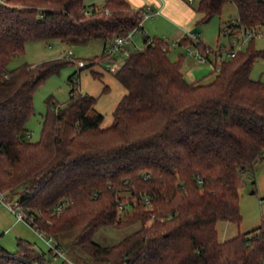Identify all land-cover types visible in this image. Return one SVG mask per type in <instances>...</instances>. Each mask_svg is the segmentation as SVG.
Here are the masks:
<instances>
[{"label": "trees", "instance_id": "1", "mask_svg": "<svg viewBox=\"0 0 264 264\" xmlns=\"http://www.w3.org/2000/svg\"><path fill=\"white\" fill-rule=\"evenodd\" d=\"M228 3L236 4L238 19L225 33L264 31V0H200L199 23ZM143 12L128 0L0 1V190L19 201L32 229L65 250L67 233L77 230L68 242L85 264H264V223L224 242L216 228L220 220L241 223L243 175L264 159V82L251 77L264 50L255 38L235 56L213 61L212 81L189 82L184 59L169 56V41L145 34L144 45L110 70L126 90L111 125L103 126L97 98L72 77L69 100H50L41 139H28L36 89L74 60L8 68L26 44L101 36L102 56L79 74L116 59L107 51L143 21ZM178 43L206 47L186 35ZM132 223L139 228L115 244L95 240L103 225ZM17 244L16 252L0 244V264L55 259L49 248L22 238Z\"/></svg>", "mask_w": 264, "mask_h": 264}, {"label": "rangeland", "instance_id": "2", "mask_svg": "<svg viewBox=\"0 0 264 264\" xmlns=\"http://www.w3.org/2000/svg\"><path fill=\"white\" fill-rule=\"evenodd\" d=\"M3 2L4 0H0ZM138 4L148 5L150 9L155 8L153 0H133ZM143 1V2H142ZM185 3L193 11L196 10L200 0H193ZM86 4H102L103 0H85ZM135 3V2H134ZM135 5V4H134ZM154 7V8H153ZM189 21L177 20L172 15L163 12L160 16L149 18L143 22L144 32H137L133 42L127 46L126 52H119L116 61L122 64L129 54L140 49L144 45L143 36L161 37L169 41V56L177 60L180 57L184 59L185 78L191 82L192 79H199L203 82H210L214 79V66L209 63H201L190 52L196 54L198 46L196 43L174 44L184 38L186 32L200 33V41L207 47L215 50L223 47L226 50L230 47L232 35L224 32L227 24L238 19V9L236 4L228 3L219 15L211 18L206 23H199L200 16L198 13H192ZM187 19V18H186ZM196 41V40H195ZM49 42L30 41L26 44L25 53L20 57H15L8 68L13 69L23 63L39 64L56 58H70L74 62L62 67L59 72L49 76L41 85L38 86L34 93V114L27 121L28 132L31 133L28 139L32 142L39 141L42 137L43 123L45 117L49 114L51 108L49 101H54L57 105L65 104L70 97L73 88L72 77L78 79V88L82 93H88L97 98V109L101 111L105 118L103 126H109L114 121L113 112L121 100L126 90L121 82L114 75V72L108 71L103 62L93 64L92 67L81 70L83 61L89 65L96 57H101L104 49L105 40L101 36L93 38H73L68 42L53 40ZM255 48L264 50V38H255ZM210 59L214 60V54ZM188 66V68H187ZM92 71L102 73L101 77L93 75ZM187 75V76H186ZM251 77L264 82V57L257 59L255 62ZM194 81V80H193ZM109 91H105L106 87ZM28 134V133H27ZM240 211L242 221L240 224L220 220L217 223V231L220 242L230 240L239 234L252 231L264 223V159L259 161L253 170L243 175V184L240 189ZM139 228L138 223H132L123 227L103 225L95 233V240L103 245H112L128 236ZM77 230L68 232V239L65 241L67 246L65 252L69 259L75 264H85L83 261L74 258L71 253L72 246L69 243ZM19 238L26 239L35 244V247L44 252H48V246L37 233L24 221L17 220L4 204L0 203V244L11 252L18 250L17 241ZM69 241V242H68ZM51 264H69L63 259H52Z\"/></svg>", "mask_w": 264, "mask_h": 264}, {"label": "built area", "instance_id": "3", "mask_svg": "<svg viewBox=\"0 0 264 264\" xmlns=\"http://www.w3.org/2000/svg\"><path fill=\"white\" fill-rule=\"evenodd\" d=\"M190 3L193 0H188ZM161 11H153L152 9H146L144 14L143 21L135 28L133 31L128 33L125 36H118L115 38L113 44L107 51L110 56H116L119 52H126L127 46H129L133 42V38L135 33L140 30L143 25V22L149 18H153L156 15L160 14ZM187 37L200 41V35L195 32H186ZM261 37L264 38V31H255L251 29H241V33L239 35H232L230 40V47L226 50L223 47H219L215 50L205 47L204 52L197 51L196 56L201 63L208 62L211 54H214V60L219 61L224 58H230L235 56L240 49H242L252 38ZM53 42L50 43L52 45ZM80 65L84 66L85 63L80 61ZM105 66L108 70L117 71L121 64L116 61V59L109 60L105 62ZM30 135V134H28ZM0 203L4 204L13 214H15L17 220L24 221L29 224L28 216L26 212L21 208L20 203L16 199H8L3 191L0 190ZM120 208H123V205H120ZM37 235L43 239V241L47 244L48 248L51 250V253L55 259L61 258L65 262L69 264H75L72 262L69 257L66 255L65 249L60 247L58 243L55 241L53 236L45 235L44 232L39 230H34Z\"/></svg>", "mask_w": 264, "mask_h": 264}, {"label": "crops", "instance_id": "4", "mask_svg": "<svg viewBox=\"0 0 264 264\" xmlns=\"http://www.w3.org/2000/svg\"><path fill=\"white\" fill-rule=\"evenodd\" d=\"M95 1H97V0H95ZM103 1H105V0H103ZM128 1L131 3V5L135 9H140V8H144L145 10L150 9L149 7H146L148 5H136V4H138L136 1H134L135 3L133 2V0H128ZM153 1L155 2L154 3L155 8L153 7L154 9H152V10L153 11H161V13L156 15V17L162 15L163 12H165V13L172 15L177 20H183L184 22H187V21H189L188 17L191 16L190 11H192V13L196 12V10L193 11V8H191V6H189V5H187L184 0H153ZM199 35H200V33H199ZM200 37H201V35H200ZM190 55L194 56L198 60L195 53H192ZM206 63H208V62H206ZM206 63H204V64H206ZM209 63L214 66L212 59H209ZM185 68H186V66L183 65L184 75L186 73ZM187 68H188V66H187ZM193 80H197V79H192L191 82Z\"/></svg>", "mask_w": 264, "mask_h": 264}]
</instances>
